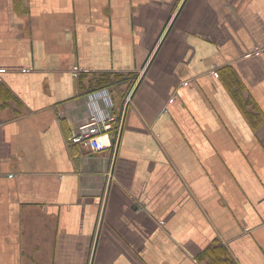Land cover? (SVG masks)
<instances>
[{"label":"crops","instance_id":"1","mask_svg":"<svg viewBox=\"0 0 264 264\" xmlns=\"http://www.w3.org/2000/svg\"><path fill=\"white\" fill-rule=\"evenodd\" d=\"M0 264H264V0H0Z\"/></svg>","mask_w":264,"mask_h":264},{"label":"built area","instance_id":"2","mask_svg":"<svg viewBox=\"0 0 264 264\" xmlns=\"http://www.w3.org/2000/svg\"><path fill=\"white\" fill-rule=\"evenodd\" d=\"M262 52L263 49L256 48L254 54L261 55ZM81 71L80 68H75L74 76H79ZM131 95L126 99L125 106ZM116 104L113 93L108 88L89 93L85 97L87 117L74 126L69 144L86 143L94 152L113 148L115 138H120L124 119L123 115L116 113Z\"/></svg>","mask_w":264,"mask_h":264},{"label":"trees","instance_id":"3","mask_svg":"<svg viewBox=\"0 0 264 264\" xmlns=\"http://www.w3.org/2000/svg\"><path fill=\"white\" fill-rule=\"evenodd\" d=\"M135 79H136V76L132 77L130 75L102 74L101 76L97 78L92 89L88 92L91 93V92L104 89V88H114V90L116 91L118 90L121 96L124 97L125 95H127V92L131 88ZM125 85L127 86L126 89H124ZM114 141L115 142L117 141L116 138Z\"/></svg>","mask_w":264,"mask_h":264}]
</instances>
